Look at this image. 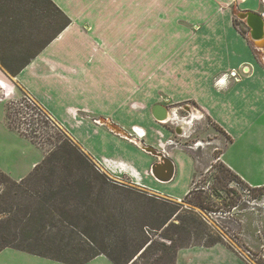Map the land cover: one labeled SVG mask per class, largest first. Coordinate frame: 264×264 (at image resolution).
<instances>
[{"label":"crops","instance_id":"obj_1","mask_svg":"<svg viewBox=\"0 0 264 264\" xmlns=\"http://www.w3.org/2000/svg\"><path fill=\"white\" fill-rule=\"evenodd\" d=\"M52 1L71 22L16 76L0 66V100L18 96L17 84L102 168L173 199L191 187L176 191L182 158L192 159L165 144L172 129L151 106L193 103L224 131L220 159L250 186L264 185V40L242 33L232 15L233 4L263 13L264 0ZM133 126L144 137L130 140ZM4 129L30 141L8 127L3 104ZM142 144L172 161L170 179ZM0 264L69 263L4 247ZM83 264L114 263L100 254Z\"/></svg>","mask_w":264,"mask_h":264},{"label":"trees","instance_id":"obj_2","mask_svg":"<svg viewBox=\"0 0 264 264\" xmlns=\"http://www.w3.org/2000/svg\"><path fill=\"white\" fill-rule=\"evenodd\" d=\"M25 1L32 10L45 8L54 30L51 37L44 40L34 51L28 53L26 50L29 49H25L15 55L0 56V66L12 77L71 22L68 15L52 0ZM25 98L35 105L36 102L32 98ZM38 107L46 113L40 105ZM212 123L224 133L220 126ZM6 124L8 125L7 121ZM57 125L62 137H54L55 140L51 142V147L42 161L36 163L26 176L18 180L0 169V184L30 185L29 196L36 203L23 212L22 219L27 227L32 231H44L46 225L54 226L59 223L65 229L62 232L68 231L67 238L65 233H62L61 238H57L56 231L50 230L46 237L34 238L33 243H5L0 246V250L13 247L69 264H83L100 254L107 256L114 264H135V260L145 252L158 249L160 258H167L166 264H174L177 250L187 246L210 247L222 244L230 250L236 249L226 241L219 224L209 223L193 210L181 214L170 204L177 203L176 201L159 202L155 196L139 193L128 185L117 182L59 124ZM8 127L11 128L9 125ZM31 133L20 134L35 144V131L34 135ZM217 169L214 184L209 186V191L203 186L192 187L197 183L193 175L191 187L182 199L191 198L193 205L204 211L219 212L221 216L218 218L222 219L225 213L240 205L242 191L245 189L251 198L257 199L264 193V185L250 186L226 164H221ZM233 183L238 184L239 188L234 187ZM118 202L121 205L125 202V208ZM137 202L144 206V213L154 218L157 226H162L161 237L169 243L160 242V246L153 245L155 241L145 234L142 225L132 224L133 215L130 217L131 221L128 219L124 212H134ZM115 208H118V211L114 212ZM171 227L175 230H170ZM76 234L81 235L83 239L76 240ZM98 238L100 244H97ZM106 245L112 246V249L107 250Z\"/></svg>","mask_w":264,"mask_h":264},{"label":"rangeland","instance_id":"obj_3","mask_svg":"<svg viewBox=\"0 0 264 264\" xmlns=\"http://www.w3.org/2000/svg\"><path fill=\"white\" fill-rule=\"evenodd\" d=\"M28 7V10H27ZM29 11V12H28ZM242 11L238 4L232 5V15L235 26L242 33H246L247 25L245 21L238 16ZM48 11L45 8L38 11L32 10L25 0H0V56L8 54H17L29 52L37 49L44 40L48 39L54 30V25L47 16ZM21 57V55H19ZM8 77H12L7 72ZM18 96H6L0 100V120L5 109V119L8 125L20 133H30L35 136L37 142L35 145L27 139L16 134L8 132L7 129L0 130V168L13 179L19 176H25L32 169L33 162H41L51 147L54 137H62V133L57 128L56 122L38 105L31 103L25 98V93L17 85ZM0 91V95H1ZM189 110V124H186L185 117ZM42 109V108H41ZM178 125L175 132V125L166 123L172 129L171 138L182 145L175 148L176 152L186 154L191 160L182 158V169L180 170V180L177 193L191 184L192 176L195 175L196 185L205 190H210L214 184V174L218 171L217 167L225 164L220 159L223 145L227 139L204 112H202L193 103L180 104L177 112ZM188 115V116H189ZM193 116H195L193 118ZM183 119V120H182ZM174 122L176 121L173 119ZM166 142V140H165ZM185 159V160H184ZM190 162V163H189ZM113 179L119 183L128 185L139 193L149 194L158 198L159 202L166 201L178 209L177 212L186 213L193 210L209 223L219 224L224 231L223 235L227 242L231 243L236 249L227 252L222 247H204L187 246L177 250L175 264H263L264 263V193L259 198H251L250 193L245 189L242 191L243 198L240 205L231 212L225 213V217L219 212L204 211L192 204L191 198L173 199L167 195H159L145 190L143 187L133 183L125 175H112ZM234 187L238 184L233 183ZM27 189V191H25ZM31 193L30 185L23 184L17 186L10 183L0 184V246L5 243L26 244L33 243L34 238H44L48 231H56V237L61 238L65 233L67 238L68 231L59 223L52 226L46 225V228L32 231L22 219L23 212L31 208L36 202L29 196ZM119 203V202H118ZM121 205V203H119ZM125 208V202L121 205ZM211 206V205H210ZM213 206V205H212ZM130 209V208H129ZM118 211V208L113 211ZM131 210V209H130ZM132 211V210H131ZM125 211L130 217L133 215L132 224L134 226L142 225V230L149 237L153 238V245L160 246V242L169 243L168 240L161 237L162 226H157V222L144 212V206L137 202L135 211ZM220 219V220H216ZM176 221V220H175ZM143 224H149L143 225ZM157 227V228H152ZM170 230H175L171 227ZM119 232V231H118ZM120 233V232H119ZM122 234V233H120ZM51 237L49 236L48 239ZM76 240L83 239L79 234L74 236ZM98 238L97 244H100ZM224 246V245H223ZM105 248L112 249V246L106 245ZM165 256V255H164ZM167 258H160V251L154 249L147 251L141 257L135 260V264H166Z\"/></svg>","mask_w":264,"mask_h":264},{"label":"water","instance_id":"obj_4","mask_svg":"<svg viewBox=\"0 0 264 264\" xmlns=\"http://www.w3.org/2000/svg\"><path fill=\"white\" fill-rule=\"evenodd\" d=\"M238 16L245 21V24L248 27V34L252 40H261L264 37V17L262 13L252 11V10H245L238 13ZM260 47H264V45H260ZM188 109V107L186 106ZM151 114L157 121H166L170 119V109L168 106L156 102L151 106ZM142 148L152 154H155L159 157V163H163V167H166L168 173L163 178L160 176L162 180H168L171 178L173 174V163L172 161L164 155L163 150H156L151 146L142 145ZM154 150H152V149ZM151 149V150H150ZM155 166L152 165L151 170L156 175Z\"/></svg>","mask_w":264,"mask_h":264},{"label":"built area","instance_id":"obj_5","mask_svg":"<svg viewBox=\"0 0 264 264\" xmlns=\"http://www.w3.org/2000/svg\"><path fill=\"white\" fill-rule=\"evenodd\" d=\"M262 15H263V17H264V12L262 13ZM26 97L27 98H30L29 96H27L26 95ZM179 108H180V105H178V106H175V107H170L169 109H170V118H171V120H166V121H161L162 123H167V122H169L171 125L173 124V125H175L174 127L176 128V129H178L177 128V125L179 124L178 123V119H177V117H178V115H177V112H178V110H179ZM187 109V108H186ZM188 110V115H189V108L187 109ZM188 115L185 117V119L188 117ZM173 117H175V122H174V120L172 119ZM183 120V119H182ZM95 121H97V120H95ZM175 132H178L177 130H174ZM144 135H145V132L143 131V130H141L139 127H137V126H133L132 127V131H131V134H129L128 135V137H129V139L130 140H135L136 141V137H138V138H141V137H144ZM165 144H167V145H169V146H174V147H181L182 145H180V143L178 142V141H176L175 139H173V138H169V139H167L166 140V142H165ZM165 144L163 143L162 145H161V149H163L164 147H165Z\"/></svg>","mask_w":264,"mask_h":264},{"label":"flooded vegetation","instance_id":"obj_6","mask_svg":"<svg viewBox=\"0 0 264 264\" xmlns=\"http://www.w3.org/2000/svg\"><path fill=\"white\" fill-rule=\"evenodd\" d=\"M190 116H191V115H189V116L187 117V120L185 121L186 124H189V123H190V121H189ZM193 118H194V116H193ZM173 119H175V117H173Z\"/></svg>","mask_w":264,"mask_h":264},{"label":"bare ground","instance_id":"obj_7","mask_svg":"<svg viewBox=\"0 0 264 264\" xmlns=\"http://www.w3.org/2000/svg\"><path fill=\"white\" fill-rule=\"evenodd\" d=\"M241 12V11H240ZM261 40H264V37L261 39ZM262 46L264 45V43L263 44H261ZM173 119V118H172ZM169 120H171V118L169 119ZM168 121V120H167ZM142 145H144V144H142ZM152 149V148H151ZM150 149V150H151ZM152 150H154V149H152Z\"/></svg>","mask_w":264,"mask_h":264}]
</instances>
